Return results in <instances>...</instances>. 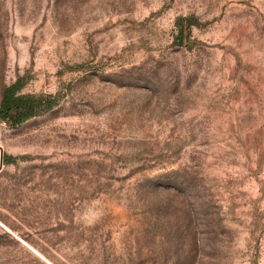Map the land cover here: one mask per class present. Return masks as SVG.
I'll return each instance as SVG.
<instances>
[{
    "label": "rangeland",
    "instance_id": "1",
    "mask_svg": "<svg viewBox=\"0 0 264 264\" xmlns=\"http://www.w3.org/2000/svg\"><path fill=\"white\" fill-rule=\"evenodd\" d=\"M20 78L0 264H264V0H0Z\"/></svg>",
    "mask_w": 264,
    "mask_h": 264
},
{
    "label": "trees",
    "instance_id": "2",
    "mask_svg": "<svg viewBox=\"0 0 264 264\" xmlns=\"http://www.w3.org/2000/svg\"><path fill=\"white\" fill-rule=\"evenodd\" d=\"M22 79L7 86L0 100V119L11 125L18 126L32 117L38 115L42 108H47L44 96L20 94ZM51 105V104H50ZM0 160L5 162L8 158L0 154Z\"/></svg>",
    "mask_w": 264,
    "mask_h": 264
},
{
    "label": "built area",
    "instance_id": "3",
    "mask_svg": "<svg viewBox=\"0 0 264 264\" xmlns=\"http://www.w3.org/2000/svg\"><path fill=\"white\" fill-rule=\"evenodd\" d=\"M0 123H5V122L0 119Z\"/></svg>",
    "mask_w": 264,
    "mask_h": 264
},
{
    "label": "crops",
    "instance_id": "4",
    "mask_svg": "<svg viewBox=\"0 0 264 264\" xmlns=\"http://www.w3.org/2000/svg\"><path fill=\"white\" fill-rule=\"evenodd\" d=\"M42 256V255H41ZM43 257V256H42ZM43 258H45V257H43Z\"/></svg>",
    "mask_w": 264,
    "mask_h": 264
},
{
    "label": "water",
    "instance_id": "5",
    "mask_svg": "<svg viewBox=\"0 0 264 264\" xmlns=\"http://www.w3.org/2000/svg\"><path fill=\"white\" fill-rule=\"evenodd\" d=\"M3 154H1V157H2Z\"/></svg>",
    "mask_w": 264,
    "mask_h": 264
}]
</instances>
